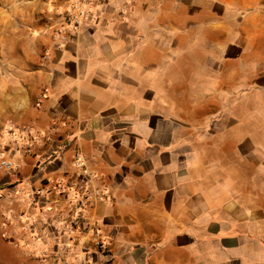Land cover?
<instances>
[{
  "label": "crops",
  "instance_id": "obj_1",
  "mask_svg": "<svg viewBox=\"0 0 264 264\" xmlns=\"http://www.w3.org/2000/svg\"><path fill=\"white\" fill-rule=\"evenodd\" d=\"M72 1L0 0V264H50L23 225L75 149L111 201L79 220L109 259L72 260L264 264V0H93L58 36Z\"/></svg>",
  "mask_w": 264,
  "mask_h": 264
},
{
  "label": "built area",
  "instance_id": "obj_2",
  "mask_svg": "<svg viewBox=\"0 0 264 264\" xmlns=\"http://www.w3.org/2000/svg\"><path fill=\"white\" fill-rule=\"evenodd\" d=\"M93 2V0H73L71 10L66 12L57 26L56 34L58 36L62 32L74 34L81 25L91 22L94 17ZM72 166L74 172L71 178L47 183L30 195L31 204L40 209V214L37 217L27 218L23 229L41 239L44 246L50 239L58 248L53 252L45 247L41 249L38 256L41 263L93 264L94 256L88 251H84L82 257H72L73 260L67 255L68 251L73 250V244H79V234L82 239H86L87 236L90 238L89 242L94 253L109 259L108 244L100 236L96 226L89 225L85 230H81L79 220L82 212L93 203H108L111 200L103 188L92 187L95 174L88 167L86 158L77 149L73 152ZM0 167L7 171H15L18 166L12 160L2 157ZM2 192L0 188V197Z\"/></svg>",
  "mask_w": 264,
  "mask_h": 264
},
{
  "label": "rangeland",
  "instance_id": "obj_3",
  "mask_svg": "<svg viewBox=\"0 0 264 264\" xmlns=\"http://www.w3.org/2000/svg\"><path fill=\"white\" fill-rule=\"evenodd\" d=\"M255 154H253L252 155V176H257V177H259V176H263L262 174H261V170L258 168V166H255L256 165V162H258L257 161V159L255 158ZM252 191H253V198L254 199H256L257 198V200L258 201H260V196H262V198H263V196H264V185H262V186H260V185H255V184H253L252 185ZM262 202H263V200H262Z\"/></svg>",
  "mask_w": 264,
  "mask_h": 264
}]
</instances>
